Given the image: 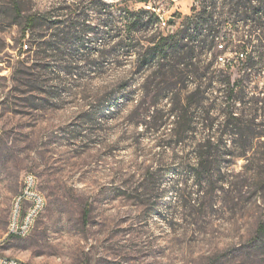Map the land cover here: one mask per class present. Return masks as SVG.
I'll list each match as a JSON object with an SVG mask.
<instances>
[{
  "label": "rangeland",
  "instance_id": "374dc122",
  "mask_svg": "<svg viewBox=\"0 0 264 264\" xmlns=\"http://www.w3.org/2000/svg\"><path fill=\"white\" fill-rule=\"evenodd\" d=\"M16 1L24 16L54 12L60 5L72 6L68 14L75 16L80 0H0L2 253L30 264H264V135L254 140L250 162L229 157L213 187H197L184 164H194L202 124L194 125L193 138L176 145L173 117L159 114L176 103L156 99V94L174 100L181 95L185 105L195 83L190 78L164 91L167 84L155 77L157 67L143 71L135 53L123 55L128 48L102 59L96 52H108L118 42L125 10L158 17L143 34L149 44L142 45L150 47L154 33L181 30L203 0H103L109 7L101 8L87 2L80 12L91 28L87 37L94 55L66 68L35 54L30 38L23 36ZM218 13L221 33L212 52L234 59L235 66L223 67L210 55H197L195 62L201 69L209 66L216 78L230 76L232 85L243 80L248 88L244 101L261 100L257 124L264 132V94L253 92L264 90V62L244 75L246 57L238 61L243 53L238 38L248 27L228 9ZM109 14L116 23L107 35ZM158 15L173 23L160 29ZM140 36L134 34L129 44L136 45ZM44 66H49L47 73ZM236 107L244 106L239 101ZM92 116L95 122H89ZM149 171L159 174L152 178ZM29 173L37 176L48 206L30 236L13 237L14 201Z\"/></svg>",
  "mask_w": 264,
  "mask_h": 264
},
{
  "label": "trees",
  "instance_id": "16d2710c",
  "mask_svg": "<svg viewBox=\"0 0 264 264\" xmlns=\"http://www.w3.org/2000/svg\"><path fill=\"white\" fill-rule=\"evenodd\" d=\"M87 2L98 8L109 7L103 0H80L76 2L75 16L68 14L72 6L62 5L54 12L24 16L20 4L15 2V11L18 17L23 19V36L30 38L35 54L41 57V61L51 60L56 66H76L94 55L90 49V39L87 37L91 28L87 26L84 14L80 12L81 6ZM141 2L148 3L146 0ZM218 9H228L237 18L236 21L248 27L247 34L238 38V48L243 51L238 61L246 57L241 71L250 76L248 70L260 67L264 62V0H203L202 9L194 10L193 15L186 17L181 30L169 35L154 33L150 47L142 45L143 41L149 44V38H144L146 35L143 34L149 33L150 26L156 23L158 17L152 14L149 18L147 10L138 13L125 10L121 14L125 29L118 32V42L108 52L96 50L100 53L98 59H102L116 49L128 48L123 51V55L135 53L139 68L143 71L157 67L155 77L167 84L162 88L164 91L171 89L175 83H185L192 79L196 88L191 94H187L185 105H181V95H177L174 100L170 94H156V99L165 98L176 103V107L170 104L169 110L159 112L167 120L173 117L177 129H171V132L177 139L176 145L184 144L193 138L196 132L194 125L202 124L204 136L194 146V164L185 163L184 170L194 178L197 187L206 188L213 187V178L222 172V164L227 158H243L250 162L254 140L264 135V132H258L262 125L257 124L262 115L259 114L262 110L259 107L261 100L253 97L250 101H244L248 98V88L243 80L232 85L230 76L216 78L210 73L209 66L201 69L199 63L195 62L197 55L201 58L210 55L214 62L218 61L219 56L212 52L221 33L216 25L217 14H220ZM114 23L116 20L109 14L104 24L107 35L114 31L110 30ZM42 32L51 35L47 38ZM138 33L141 36L136 41L137 44H129L135 41L134 34ZM113 38L111 36L107 42L110 43ZM25 48L28 50L30 47L25 45ZM48 67H43L45 73L49 71ZM70 73L73 74L71 71ZM253 92L264 94V90L259 87H255ZM239 101L243 104V109L236 107ZM94 116L89 118V122H95ZM162 123L157 127H164L168 121ZM230 141L233 143L231 146ZM234 149L237 151H233ZM156 174L159 172L149 171V177L153 178Z\"/></svg>",
  "mask_w": 264,
  "mask_h": 264
},
{
  "label": "built area",
  "instance_id": "2783aa9c",
  "mask_svg": "<svg viewBox=\"0 0 264 264\" xmlns=\"http://www.w3.org/2000/svg\"><path fill=\"white\" fill-rule=\"evenodd\" d=\"M148 9L157 13V10L151 5ZM158 16L159 28L162 30L168 28L170 24L169 18H165V16L161 15ZM220 48L223 49L224 46L221 44ZM217 64L223 67L233 68L235 66V60L219 56ZM47 206L48 200L39 188L37 176L32 173L27 174L24 178L22 191L17 195L14 201V208L9 224V235L20 238L30 236ZM1 246L2 244L0 242V264H30L19 259L5 256L2 253Z\"/></svg>",
  "mask_w": 264,
  "mask_h": 264
},
{
  "label": "water",
  "instance_id": "95a60500",
  "mask_svg": "<svg viewBox=\"0 0 264 264\" xmlns=\"http://www.w3.org/2000/svg\"><path fill=\"white\" fill-rule=\"evenodd\" d=\"M173 20H174V19L172 18V19L170 20V23H173Z\"/></svg>",
  "mask_w": 264,
  "mask_h": 264
}]
</instances>
